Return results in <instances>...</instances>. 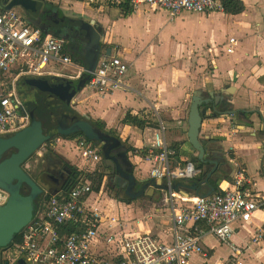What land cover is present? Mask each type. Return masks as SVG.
<instances>
[{
    "label": "crops",
    "instance_id": "crops-1",
    "mask_svg": "<svg viewBox=\"0 0 264 264\" xmlns=\"http://www.w3.org/2000/svg\"><path fill=\"white\" fill-rule=\"evenodd\" d=\"M30 1L36 3V12L21 7L16 0H0V12L14 9L27 25L45 36H54L64 41L67 48L65 52L71 58V63H52L47 68L52 74L44 77L52 80L58 78V84H71L73 92L77 81L90 68L85 52L87 46L95 49L97 45L94 44H98L97 65L105 56H118L129 63L122 85L99 91L91 88L88 81L70 103L79 110H88V119L105 124L106 133L100 131L97 124L92 125L99 133L120 137L123 147L125 143L130 145L129 151L125 150L131 165L134 160L140 163L143 172H148L151 186L159 182L150 178L149 172L153 167L151 160L156 149L155 139L160 136L164 138L167 149L175 152L169 156L171 163L193 164L197 168L196 177L177 180L178 186L174 189L188 194L184 196L189 202L199 196L223 194L232 189L236 181L237 164L243 166L255 191L264 197V0H239L244 4V10L239 14H183L176 19H172L166 10L160 8L142 6L134 10L127 3L96 5L87 0H40L43 2L40 4L36 0ZM11 4L13 6L9 7ZM86 17L95 21V33L100 36L96 39L97 43L91 42L89 35L83 30L82 21ZM191 23L196 24L197 28L192 29L196 34L193 38L182 40L178 33L186 31ZM140 26L144 33L132 31ZM105 29H110L112 33L108 47H104L107 42V37L105 42L103 39ZM244 29L247 30L246 33ZM164 32H169V35L162 40L160 35ZM108 35L110 31L107 32ZM230 38L237 40L233 53L227 52ZM69 41L74 44L73 51L68 49ZM209 46L216 49L223 46L222 54L218 53V57L213 59V68L216 69L213 74L199 68L200 62H204L209 55ZM52 75L55 77H50ZM68 75L78 77L70 79ZM22 77L33 79L34 76ZM202 96H207L212 101L204 102L199 107L207 112L202 119L198 139L207 148L205 158L214 156L222 161L221 166L213 172L204 171V165L194 151L189 134L191 106L196 98L200 101ZM216 110L221 114H216ZM26 111L31 117V110ZM128 114L136 117L142 126L126 124L124 119ZM71 116L64 115L65 124H68L66 118ZM75 116L77 120L70 124L71 128L78 119H82L77 113ZM232 116L234 117L231 118ZM231 132L234 134L231 135ZM57 137L59 139L55 140L52 149L39 153L42 165L51 170V166L60 164L57 160L59 158L62 165L71 169L72 174L65 187L54 191L48 188L47 191L42 190L44 193L39 207L53 194L79 184H88L87 174L94 173L83 171L85 162L81 159L76 144L80 138L68 139L61 134ZM186 137L188 139L185 140ZM152 139L154 145L148 147L147 144ZM103 167L101 163L91 169L96 168L95 171L101 172ZM213 176L217 179L213 180ZM137 178L139 179L138 176ZM172 181H160L164 186L165 205L167 195L174 187ZM48 194L45 199L44 196ZM94 194L95 192L92 194V201L98 199ZM106 198L101 201L106 214L121 222L120 227L119 224L114 225L115 232L130 238L151 235L152 232L163 243L172 240L174 226L170 233H166L157 225V221L162 220V209H156L153 215L134 219L141 215L138 211L140 215L136 216L134 203L119 204L116 198ZM109 203H112L113 208ZM166 207L172 221L168 205ZM120 208L129 211L127 221L116 214L121 212ZM123 214L126 215V212ZM260 233L262 238L255 242L254 239ZM202 245L207 257L196 256L189 264H209L211 260L215 264L219 259L232 260V246L242 249L240 259L244 264H264V208L258 210L249 222L237 227L231 244H221L212 235H204ZM92 253L106 257L112 254L109 246L103 245L101 241L92 243Z\"/></svg>",
    "mask_w": 264,
    "mask_h": 264
},
{
    "label": "built area",
    "instance_id": "built-area-1",
    "mask_svg": "<svg viewBox=\"0 0 264 264\" xmlns=\"http://www.w3.org/2000/svg\"><path fill=\"white\" fill-rule=\"evenodd\" d=\"M87 1L96 5L127 3L134 10L142 6L160 8L166 10L172 19H176L183 14L224 12L223 3L230 0ZM236 45L237 40L230 38L227 52L233 53ZM65 50L63 40L42 35L39 30L27 25L14 9L0 12V135L17 133L30 124V116L15 91V81L22 76L43 77L52 74L47 69L52 63L69 65L71 58ZM129 67V63L118 56H105L96 69L89 72V86L99 91L117 88L122 85ZM67 77L74 79L78 75ZM7 82L11 84L8 87ZM155 142L150 178L171 182L197 176L198 171L193 164L170 162L169 156L175 152L167 149L163 137H156ZM76 144L85 164L92 168L102 163V156L93 142L80 139ZM92 194V186L83 183L51 195L40 205L38 215L21 230L26 262L189 264L196 256L207 257L202 245L204 235H212L221 244L229 245L237 227L249 222L258 210L264 208V197L255 191L243 166L237 164L234 187L223 194L199 196L189 202L184 194L170 189L166 201L174 232L172 240L163 243L149 234L130 238L115 232L114 225L119 224L120 227V220L106 214L101 202L91 200ZM9 198L10 193L0 187V206L5 205ZM69 224L80 225L81 231L63 237L60 229ZM257 236L255 242L262 238V234ZM94 241H101L103 245L109 246L112 254L106 257L92 253ZM232 250V260L219 259L215 264H244L240 259L242 249L232 246Z\"/></svg>",
    "mask_w": 264,
    "mask_h": 264
},
{
    "label": "water",
    "instance_id": "water-1",
    "mask_svg": "<svg viewBox=\"0 0 264 264\" xmlns=\"http://www.w3.org/2000/svg\"><path fill=\"white\" fill-rule=\"evenodd\" d=\"M17 4L25 9H30L33 12L37 11L36 3L30 0H16ZM83 22V30L88 27L95 33L94 26L95 21L86 17ZM86 31V30H85ZM89 35V32H88ZM96 35V33H95ZM97 35L95 37V42L97 43ZM93 41V43H94ZM95 49L86 48L85 55L89 62L90 68L85 70L83 76L77 81L76 88L73 92L72 85L68 83L59 84H49L48 81L43 79H32L28 81V85L34 87L41 92L51 93L59 98H61L65 103L69 104L73 102V97L85 88V85L91 79L89 72H92L97 67L98 62V52L97 47ZM92 56V57H91ZM213 96V95H212ZM199 99H195L190 112V140L194 146V151L198 153V159L204 165L205 172H213L219 166H221L222 161L217 160L214 156L206 157V146H202L199 139L198 133L201 127L202 119L206 116V109H199L197 105ZM85 125L84 121H78L74 126L80 127V132L90 139L101 140L105 142L110 139L109 135L99 133L92 126L85 125L87 128L83 127ZM72 127V130L76 131V127ZM49 137L44 135L42 122L34 120L31 125L25 129L15 133L8 140H0V157L1 155L10 148H17L18 153L13 155L10 159L1 163L0 165V187L6 189L10 193V198L8 202L0 206V250L6 247L13 239V236L27 226L35 217L34 212L38 209L35 204L36 197L41 193V189L31 180L29 175L25 173L20 165L26 160L30 155L38 151V149L48 140ZM110 150L106 151L104 154V166L114 167L113 160L109 155ZM217 177L213 176V180ZM17 180L14 184L13 181ZM25 182L31 187V195L24 196L20 194V186ZM152 189L162 188L161 182H157L155 186H151ZM177 187H173V190ZM185 196L188 194L181 192Z\"/></svg>",
    "mask_w": 264,
    "mask_h": 264
},
{
    "label": "rangeland",
    "instance_id": "rangeland-1",
    "mask_svg": "<svg viewBox=\"0 0 264 264\" xmlns=\"http://www.w3.org/2000/svg\"><path fill=\"white\" fill-rule=\"evenodd\" d=\"M36 2H38L40 4L43 3L40 0H36ZM170 20L172 21V19H170ZM195 20H193V21H195ZM140 28L132 29V31L135 30V31H139L141 33H144V29L141 26H140ZM193 28H197L196 24L191 23L189 28L187 26V30L186 31H183L182 33L181 32L178 33V34H180V36L178 35V37H181L182 40L183 39H187V37L193 38L194 35L196 34L195 32L192 31ZM109 31H110V35H108L109 36L108 37L107 36V32H109ZM243 31L245 33L247 32L246 29H244ZM50 33L52 34V31H50ZM103 33H104V35H103L104 42H105V38L107 37L106 38L107 42L104 45V47H108L109 46L108 43L110 42V36H112L111 30L110 29H105L103 31ZM127 35H130V33H128ZM168 35H169V32H164L162 35H160V38L163 40ZM73 45L74 44L69 41V44H68L69 48L68 49H72L73 50ZM221 47H222L221 49H216L214 46H209V50L210 51L207 50L209 55L207 57H205V61L204 62H200V67L199 68L202 69V70H205L206 72H209L210 74H213L215 72V70H216V69L213 68V66H214L213 59L218 57V55H217L218 53L222 54L223 46H221ZM196 55H198V54H195V56ZM28 77H33V76H28ZM34 77H37V76H34ZM50 77H55V76L52 75ZM59 78H61V77H59ZM29 80H32V79L31 78H26V77H20L17 81H15V91H16L19 99L24 103V106H25L26 110H28L30 112L31 109H38L39 113L38 112H35L34 114L31 113L32 115H34V116L42 115L44 119H48L49 118L50 120H53L55 124H58L59 129L54 133V135L56 137L59 134H61V135H71L74 132H78V131L81 130L79 126H77V127L74 126L77 129L76 131L72 130V128L70 129V127H71L70 124L77 120V117L74 114H72V110L71 109L74 110L75 114L77 113L78 116H80L82 118V119H78L79 122L80 121H84L85 125H89V126H92L94 124V123H92L93 120L88 119L89 118L88 110H79L77 107H75V105H73V103H70V107L69 106L67 107V104H65V102H63L61 99H59L58 97L54 96L53 94L48 93V92H43L42 93L40 90H38L36 88H33L30 85H28V81ZM52 82H58V78L57 79H53ZM10 85H11L10 82H7L6 87H8ZM59 110L61 112H64L63 113V117H62L61 120H58L59 119V115L58 116L56 115L57 111H59ZM31 112H32V110H31ZM65 114L66 115L67 114L73 115V118H71V117H67L66 118L68 120V124H65L66 122L64 121V119H65L64 115ZM83 116H84V119H83ZM90 118H92V117H90ZM72 120H74V121H72ZM85 125L83 127L87 128V126H85ZM60 127H63V128H60ZM47 129H48L47 126H45L43 128L44 135L47 134ZM104 130L106 131L107 129L105 128ZM105 131H104V133H106ZM114 136H116V135H114ZM47 137H49V136H47ZM51 137H53V136H51ZM116 138L119 139V142L121 141L120 137H116ZM186 139H188V137H186L185 140ZM49 140L50 139L46 140V142L43 144V146L40 147V149L37 152H35L33 154V156L30 159H28L26 161V163L23 165L24 171L29 175L31 180L41 189V191L42 190H44V191L46 190L47 191L48 187H47V185L45 183H43L42 177L39 175V173L43 169V166H42L43 161L40 158L41 156L39 155V153H44L45 150L49 151L52 148L55 140L53 142H50ZM153 143H154V141L152 139V140H150L148 142L147 146L148 147H153V145H154ZM124 147H125V149L127 151H129V149H128L130 147L129 144L125 143ZM132 163L133 164L131 166L133 167V171L136 173V175L139 177V179L142 180V181L149 180V176L147 174L148 172H145V173L143 172V169L140 167V163H137L135 160ZM82 168H83V171L94 172V173H88L87 174L88 178H86V179L89 180L88 184H90L92 186L93 190H95L93 192H95L94 196L96 198H98L97 199L98 202H101L102 200L107 199L106 197H109V196H111L109 198H113L112 194L108 196L104 192V189H103L104 186H103V184L101 182V176H102L103 170L101 172L93 171L91 169V167L89 165H87V164L83 165ZM28 186H27L28 189H26L27 191H29L31 189V187L29 188ZM162 188L158 189L155 192V194H154V196L152 198L143 197L141 199H136V200H133V201H130V200L126 201L125 199L121 198L123 196L120 195V196H118L116 198V202H118L119 204H126V203H130V202L134 203L133 208L135 209L136 216H139L141 214L139 217H135L134 219H138V218L140 219L141 216H144V215L145 216L146 215H153V214L156 213V211H155L156 209H162V213H161V214H163L162 215V220L160 222L157 221L158 222L157 225H159L161 227V229H163L164 232L170 233V230L172 229L173 225H172V221H171V219L169 217L170 215H169L167 207H166L167 205H165L166 202L164 203L165 194H164V190ZM44 191H42L41 194H43ZM40 201H39V203H40ZM109 205L111 206V208H113L112 203H109ZM38 208H39V205H38ZM37 210L35 211V215H38ZM119 210L121 212L116 213V211H115V213L117 215H121L120 217L123 218L124 221H127V217H128L129 211H125L123 208H120ZM138 211L140 212V214L138 213ZM125 212H126V215L123 214ZM127 225H129V223H127ZM136 227H138V225ZM139 229H140V226H139ZM129 232H132V231L130 230ZM132 233H134V232H132ZM135 233H137V232H135ZM150 234L152 236H154L156 239L159 240V238L157 236H155V234H153L152 232ZM11 253H12V251H11ZM11 258L14 259L13 262H16V264H22L23 262L25 263L27 261L25 256L24 255H20V254H17L16 257H15L13 255V253H12L11 254ZM209 264H213V260L209 261Z\"/></svg>",
    "mask_w": 264,
    "mask_h": 264
},
{
    "label": "flooded vegetation",
    "instance_id": "flooded-vegetation-1",
    "mask_svg": "<svg viewBox=\"0 0 264 264\" xmlns=\"http://www.w3.org/2000/svg\"><path fill=\"white\" fill-rule=\"evenodd\" d=\"M85 30L86 35L89 32V38L91 39V42H93L96 37L95 33L88 27H85ZM13 135L14 134H12L11 136ZM11 136L7 134L0 135V140H8L11 138ZM109 136L110 139L106 140L105 142H102L101 140L92 139L94 144L97 146L99 153L101 154V156H103L102 163L105 162V152L110 150L109 155L111 156L114 164V167H103L101 182L102 184H104V192L108 196L112 194L113 198H117L121 195L123 196L121 198L125 199L126 201H133L136 199H141L143 197L152 198L157 190L151 188L152 182H149L151 181V179L147 181H142L137 178V175L132 170V166L127 154L128 152L123 147V144L119 142L116 137H112L111 135ZM48 139H50V142H53L57 139V137L53 135V137H49ZM17 153L18 149L15 147L6 150L0 157V165L1 163L10 159L13 155ZM33 154L21 163L20 167L23 171V165L28 159L33 156ZM57 160L60 164H58L56 167L51 166V170H47L46 167H43V170L40 172V176L42 177L43 183H45L48 186V190L51 191H54L56 188L65 187L67 181L69 180V177L72 174L71 169L67 165H62L63 162L59 158ZM13 183L16 184L17 180H14ZM27 186L28 184L25 182L21 184V195H29V191L31 189L27 191ZM48 196L49 194L46 197L44 196V198L47 199ZM46 201L47 200H45L44 203ZM11 254L12 253L10 247H4L2 250H0V264H16V262H13L14 259L11 258Z\"/></svg>",
    "mask_w": 264,
    "mask_h": 264
},
{
    "label": "trees",
    "instance_id": "trees-1",
    "mask_svg": "<svg viewBox=\"0 0 264 264\" xmlns=\"http://www.w3.org/2000/svg\"><path fill=\"white\" fill-rule=\"evenodd\" d=\"M224 5V13H228V14H239L241 13L243 10H244V4L242 2H240L239 0H230V1H225L223 3ZM13 5H9V7H12ZM83 25V23H82ZM43 35V34H42ZM75 49V48H74ZM67 50V48H66ZM72 50V49H71ZM73 51V50H72ZM71 52L69 51V54ZM33 79H43V80H46L49 82V84H58L56 82H52V79L49 78V77H34ZM63 101V100H62ZM207 101H212L210 98H207V96H202L198 105H197V108H199L201 106L202 103L204 102H207ZM64 102V101H63ZM67 104V103H65ZM205 105V104H204ZM70 107V104H67V107ZM203 106V105H202ZM32 110V114H34L35 112H38V109H31ZM63 113L64 112H61L60 110L57 111L56 115L58 116L59 115V119L58 120H61L62 117H63ZM75 115V113H72ZM216 114L220 115L221 113L220 112H217L216 110ZM55 115V116H56ZM73 116V115H72ZM71 116V118H73ZM133 117V118H132ZM51 118V117H50ZM30 121L32 123V121L34 120H37V121H41L43 123V128L45 126L48 127L47 129V136L51 137L54 135V133L59 129V126L58 124H55L53 120H50L49 118L48 119H44L42 115H31L30 117ZM52 119V118H51ZM74 121V120H73ZM124 122L126 124H130V125H136V126H142V123L134 116H131V115H127V117L124 119ZM92 123L94 124H97L98 126V129L101 131H104V128H105V124L101 121H92ZM47 124V125H46ZM148 124H151V123H148ZM64 137H67L68 139H74V138H80V139H85L87 141H91L93 142L92 139L86 137L84 135V133L82 132H74L73 134L71 135H63ZM94 143V142H93ZM151 182V181H149ZM172 185L177 187V180H173L172 181ZM20 194H21V191H20ZM29 195H31V190L29 191ZM28 195V196H29ZM42 196L43 194H39L36 199H35V204L38 206L39 205V201L42 200ZM35 214V212H34ZM80 226V225H79ZM77 226V225H74V224H69V225H66L65 227L61 228L60 229V233L63 237H68L69 235L73 234V233H78L81 231V228ZM23 239H22V235H21V232L15 234L13 236V239L12 241L6 246V247H10L11 248V251L13 253V255L16 257L17 254H20V255H24L23 254ZM4 248V247H3ZM2 248V249H3ZM1 249V250H2Z\"/></svg>",
    "mask_w": 264,
    "mask_h": 264
}]
</instances>
